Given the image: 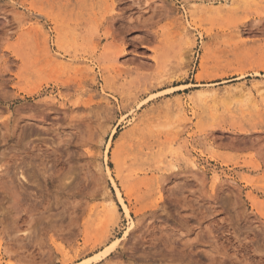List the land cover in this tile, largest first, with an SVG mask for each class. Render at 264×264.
I'll return each mask as SVG.
<instances>
[{"label": "rangeland", "instance_id": "374dc122", "mask_svg": "<svg viewBox=\"0 0 264 264\" xmlns=\"http://www.w3.org/2000/svg\"><path fill=\"white\" fill-rule=\"evenodd\" d=\"M85 259L264 264V0H0V264Z\"/></svg>", "mask_w": 264, "mask_h": 264}, {"label": "bare ground", "instance_id": "6f19581e", "mask_svg": "<svg viewBox=\"0 0 264 264\" xmlns=\"http://www.w3.org/2000/svg\"><path fill=\"white\" fill-rule=\"evenodd\" d=\"M213 94L216 95L215 92H214ZM216 96H217V95H216ZM107 170H108V169H107ZM107 173H108V171H107ZM112 183H113V186H114V188H115L116 196H117V198H118V200H119V202H120V204H121V206H122V208H123V212H124L126 215H128V214H129V209H128V206H127V205L125 204V202L123 201L122 195H121V193H120V189H119L118 186L115 184L114 180H112ZM132 225H133V222H132ZM132 225H131L130 227H128V228H131ZM126 232H127V231H125V233H126ZM117 240H119V239H117ZM117 240H114V241H112L110 244L106 245V247H105L104 249L100 250L99 253H96V255H95L94 257H105V256H107V255L113 250L114 246H115L116 243H117ZM87 260H88V259H87ZM87 260L85 259L84 261L80 262L79 264H83V263H85V262H88Z\"/></svg>", "mask_w": 264, "mask_h": 264}]
</instances>
